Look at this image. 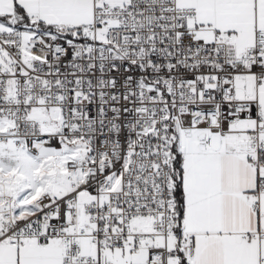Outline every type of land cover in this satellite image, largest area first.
<instances>
[{"label":"snow or ice","instance_id":"1","mask_svg":"<svg viewBox=\"0 0 264 264\" xmlns=\"http://www.w3.org/2000/svg\"><path fill=\"white\" fill-rule=\"evenodd\" d=\"M0 264H264V0H0Z\"/></svg>","mask_w":264,"mask_h":264}]
</instances>
